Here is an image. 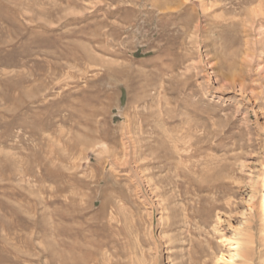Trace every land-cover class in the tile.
I'll list each match as a JSON object with an SVG mask.
<instances>
[{
    "label": "rangeland",
    "instance_id": "1",
    "mask_svg": "<svg viewBox=\"0 0 264 264\" xmlns=\"http://www.w3.org/2000/svg\"><path fill=\"white\" fill-rule=\"evenodd\" d=\"M0 264H264V0H0Z\"/></svg>",
    "mask_w": 264,
    "mask_h": 264
},
{
    "label": "bare ground",
    "instance_id": "2",
    "mask_svg": "<svg viewBox=\"0 0 264 264\" xmlns=\"http://www.w3.org/2000/svg\"><path fill=\"white\" fill-rule=\"evenodd\" d=\"M254 27H255V26H254ZM197 43H198V42H197ZM223 257H224V255H223ZM230 257H231L232 260H234L235 257H237V258H244V255L242 254L241 251H236V252L233 253Z\"/></svg>",
    "mask_w": 264,
    "mask_h": 264
}]
</instances>
